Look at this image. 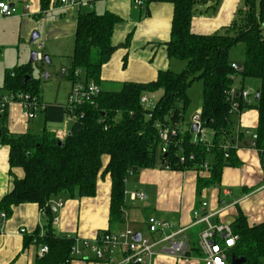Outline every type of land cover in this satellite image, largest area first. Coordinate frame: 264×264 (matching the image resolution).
I'll list each match as a JSON object with an SVG mask.
<instances>
[{"label":"trees","instance_id":"obj_1","mask_svg":"<svg viewBox=\"0 0 264 264\" xmlns=\"http://www.w3.org/2000/svg\"><path fill=\"white\" fill-rule=\"evenodd\" d=\"M170 1L173 16L166 48L170 57L185 61L181 70L159 71L156 78L148 82H124L119 90L101 89L95 100L96 107L84 104L75 108L69 133L62 140L46 128L39 133L10 134L1 126L6 112L0 115V143L9 147L8 164L12 175V187L0 199L1 211L10 214L15 205L36 203L50 217V225L53 210L49 201L52 197L59 194L73 198L94 196L98 176L108 174L111 178L109 219L120 221L126 178L130 173L157 164L168 165L171 170H206L208 177L197 179L198 190L216 184L223 167L235 164V141L238 139L243 144L244 134L237 135L226 101V91L234 82L231 75L235 74H240L242 80L254 77L260 81L255 103L241 104V109L253 107L257 111L253 139L260 159L264 158L263 8L256 12L253 0H248L249 6L241 21L233 22L222 33L198 34L190 28L197 0ZM40 2L45 8L48 0ZM118 19L109 12L78 14L68 68L70 80L74 79L73 70L79 68L82 71L80 79H92L99 84L101 67L116 49L111 35ZM238 42L245 45V59L241 64L243 70L236 73L229 61V51ZM27 71L28 67H15L6 74L3 88L39 98L36 85H29L31 77ZM195 80L202 82L201 119L205 128L212 132L209 145L192 141L190 123L185 130L180 128L190 102L188 89ZM159 89L162 94L155 106L146 110L140 102L141 96ZM79 111L84 112L82 117H78ZM66 112L68 109L64 105L48 104L41 113L46 122L61 123ZM148 113L151 116L148 117ZM165 126L174 128L177 134L170 138L167 151L162 153L159 129ZM208 154L214 157L212 164L207 161ZM180 156L184 157L183 161ZM205 162L207 168L203 167ZM14 167L22 168L21 177L12 174ZM232 228L238 240L231 255L245 257L242 264H262L264 222L249 225L245 216L238 212ZM32 241L48 246L47 253L35 264H68L75 258L71 255L74 239L55 236L49 228L43 234L35 231L26 236L25 245ZM195 250L200 256L198 247Z\"/></svg>","mask_w":264,"mask_h":264},{"label":"crops","instance_id":"obj_2","mask_svg":"<svg viewBox=\"0 0 264 264\" xmlns=\"http://www.w3.org/2000/svg\"><path fill=\"white\" fill-rule=\"evenodd\" d=\"M0 1L14 5L15 8L20 4L15 15H0V68L4 69L2 86L6 74L18 67V64L12 65L9 58L6 59L7 48L18 44L22 38H29L33 30H37L38 36L49 45L56 42L62 44L63 52L69 54L71 62L76 19L80 12L85 11L97 14L109 12L119 18L111 35V43L116 49L100 70L101 89L119 90L124 82H148L154 80L159 71H179L185 66V61L170 57L166 48L173 16V3L170 0H142L141 5L134 0H83L87 4L80 8L61 6L58 0H48L45 8L41 7L40 0ZM25 3L30 4V12L27 14L22 13ZM248 6V0H197L190 28L198 34L222 32L238 21ZM46 56L48 60L45 62H51L50 55ZM251 111L253 112L247 114V111L242 110L239 116L241 130H251L254 119L256 127L257 111L254 108ZM40 114L46 123L44 114ZM27 122L20 104L13 102L9 105L1 126L10 134H19L29 131ZM50 123L58 126L55 131L50 132L59 139L68 135L71 121L68 124L64 120L61 123ZM45 127L43 124L42 128ZM249 141L250 138L244 136L243 144L235 151V164L223 167L218 182L201 190L197 188V179L208 177L206 170H171L157 164L130 173L125 182L120 221L112 222L109 219L111 178L108 174L98 176L94 196L73 198L67 194H59L52 197L49 201L53 210L50 225V217L36 203L15 205L4 219L0 217V264H35L40 258L38 250L43 244L32 241L25 245L26 236L35 231L43 234L49 228L58 237L69 235L91 240L104 231L118 232L114 229L134 225L144 217L145 211H148L149 216L172 222L174 228H187L186 233L191 236V230L198 228L199 231L203 227V224H191L192 211L204 198L208 200V212L224 208L219 218H212L213 220L221 219L232 223L237 213L241 212L249 225L264 222L262 162L258 151L249 145ZM8 154V145L0 143V199L12 187ZM105 162L106 158L104 164ZM12 174L21 177L23 170L14 167ZM136 191L145 193L146 197L131 198V194ZM58 201H61V206H56ZM21 228L25 232L21 233ZM155 235L151 233L150 237ZM33 246H36V250ZM83 254L91 258L86 250ZM83 256L73 258L68 264H89ZM190 259L161 253L154 258V264H169L164 260L171 261L170 264H201L197 255L196 261Z\"/></svg>","mask_w":264,"mask_h":264},{"label":"built area","instance_id":"obj_3","mask_svg":"<svg viewBox=\"0 0 264 264\" xmlns=\"http://www.w3.org/2000/svg\"><path fill=\"white\" fill-rule=\"evenodd\" d=\"M61 6H75L80 8L87 4L83 0H58ZM135 3L141 5L142 0H134ZM30 12V4L25 3L22 6V13L27 14ZM17 13L14 5L7 2L0 1V15L3 17L13 16ZM37 58L42 59L41 55L37 53ZM232 69L239 73L243 70L241 65L235 63L231 64ZM81 69L76 68L73 70L72 75L74 79L71 80V89L68 94V101L64 105L68 112L64 114V121L72 120L75 116L73 112L77 106L88 104L97 106L96 97L101 92L99 84L92 79H80ZM69 70H62L61 75H69ZM236 75V74H235ZM231 75L234 81L236 76ZM42 77L47 80L51 77L48 70L43 71ZM249 90L243 88L238 83H234L226 91V101L229 104V111L233 114L240 116L242 109L241 104H249ZM146 97L141 96L140 102L144 104ZM18 102L22 108L25 117L30 120L41 113L46 104L41 102L37 96L31 95L26 92L2 91L0 88V115L8 110L11 103ZM84 115L83 111H79L78 117ZM151 116L148 113V117ZM193 123L197 124V128L192 133V141L194 143L200 142L209 145L210 142L205 138V126L201 119V108L197 109L191 116L189 128ZM106 128V127H104ZM243 132L244 136L250 138L249 145L256 149L253 139V132L250 129H240L238 124L236 133ZM177 131L174 128L167 126L160 127L159 135L163 145L160 152H166L167 146L172 136H176ZM58 137V136H57ZM236 138H238L236 136ZM241 144L237 139L234 146L237 148ZM227 148V146H225ZM227 156V153H225ZM183 161L184 157L180 156ZM262 162V174L264 176V158ZM168 168V165H164ZM204 168L208 167V163L203 164ZM145 193L136 191L131 194V198L144 199ZM61 201L56 203V206H61ZM224 210L220 208L215 212L207 211V202L202 201L200 205L193 209V221L191 226L203 224V227L198 231V244L197 247L200 252L199 260L201 264H232L231 257L228 252H231L235 246L238 235L234 233L232 223L224 220H213L212 218H219V215ZM0 217L4 219L6 213L0 212ZM148 230L153 237H144L140 233V238L136 240L135 231L127 228L123 231L111 232L104 231L98 234L94 239H80L74 236H67L74 239V244L71 247V255L73 257L83 256V251L86 250L91 255L83 256L89 264H154L156 255L164 253L176 258H192L195 253L196 246L191 244V236L186 233L187 228H174L172 222L161 220L154 216L147 218ZM20 232H25L24 228ZM48 251L47 245H42L38 250V255L42 257ZM232 256V255H231Z\"/></svg>","mask_w":264,"mask_h":264},{"label":"rangeland","instance_id":"obj_4","mask_svg":"<svg viewBox=\"0 0 264 264\" xmlns=\"http://www.w3.org/2000/svg\"><path fill=\"white\" fill-rule=\"evenodd\" d=\"M262 0H253V7L256 12H260L261 7L264 11V0L261 3ZM17 10L20 9V4L16 5ZM85 11V10H84ZM240 20V18H239ZM238 20V21H239ZM241 21V20H240ZM34 32H37V30H33L29 36V38H22L18 44H14L13 46H9L6 50V59L9 58V61L12 62V65H17L18 67L24 66L28 67V75L31 77V80L29 82V85L32 87V85H36L37 87V93L39 95V99L44 104H53L57 103L60 105H65L68 101V94L71 89V81L70 78H68L67 75H61V71L70 67V59L69 54H65L63 51V45L55 43H50L51 47L49 48V43H45L41 36H37L34 40H31V37ZM223 32V31H222ZM221 32V33H222ZM72 43V41H71ZM60 46V47H59ZM55 49V50H54ZM62 49V50H61ZM35 51L36 53L45 56L50 55L51 62H45L40 58H37L36 60L30 61L31 53ZM49 53V54H48ZM245 59V45L243 42H238L236 45H234L230 51H229V61L231 64L235 63L237 65H241ZM48 70L51 73V77L47 80H45L42 77L43 71ZM3 73L4 69L0 68V88L2 91L6 92L7 90L3 88L2 86V79H3ZM236 78L234 80V83H238L243 88L249 90V101L251 104L255 103V92L258 90V87L260 85V81L257 78L254 77H245L242 80V77L240 74L235 75ZM162 94V90H156L151 93L143 94L146 97V102L143 104V107L146 110H151L155 106L156 102L158 101L159 97ZM188 95L190 98V102L184 112V122L180 125L181 130H185L186 127H188L187 122L189 123L191 120V116L195 113V111L201 107L202 103V82L200 80H195L190 88L188 89ZM247 111V114L250 112H253V107H248L244 109ZM233 121L235 123V130H237L238 124L241 122V117H239L238 114H233ZM43 117H41V114L38 113L35 118L32 120H28V129L31 132L39 133L42 129L43 124L46 125V129L48 131H55L58 127L56 124L46 122L44 123ZM244 122V118H242ZM248 120V119H247ZM240 121V122H239ZM254 124L251 126V130H255V119ZM252 122V123H253ZM70 123V120L67 121V124ZM212 132L209 129H205V138L207 141L211 142L212 140ZM207 161L209 164H212L214 161V157L211 154L207 155ZM205 202L208 200L204 198ZM149 217L148 211H145L144 217L142 216L141 220H137V223L134 225L132 224L130 227L122 226L118 230L114 229V231H123L127 228H130L134 230L135 232H141L142 236L144 237H150L151 233L148 230L147 226V218ZM231 218V217H230ZM112 229V230H113ZM191 244L197 247L198 244V228H194L191 230ZM36 250V246H33ZM192 258L190 260H195L196 254H192ZM228 256L231 257V252H228ZM166 263H169L171 261L164 260ZM196 261V260H195ZM262 263L264 264V259H262Z\"/></svg>","mask_w":264,"mask_h":264},{"label":"water","instance_id":"obj_5","mask_svg":"<svg viewBox=\"0 0 264 264\" xmlns=\"http://www.w3.org/2000/svg\"><path fill=\"white\" fill-rule=\"evenodd\" d=\"M38 36V33L37 32H34L32 37H31V40H34L36 37ZM37 59V53L35 51H33L31 53V57H30V61H33V60H36ZM43 60L44 61H47V56H43ZM26 79H28V76H26ZM258 95H259V90H256L255 92V99L258 98ZM197 128V124L196 123H193L190 127V131L191 132H194ZM59 144H61V141L59 140L58 142ZM135 238L136 240H138L140 238V232H136L135 233ZM246 258L245 257H240V256H235V255H232L231 256V262L232 264H242L243 262H245Z\"/></svg>","mask_w":264,"mask_h":264}]
</instances>
